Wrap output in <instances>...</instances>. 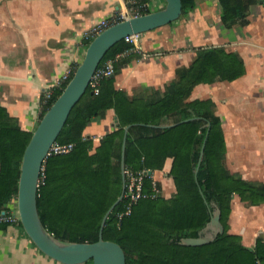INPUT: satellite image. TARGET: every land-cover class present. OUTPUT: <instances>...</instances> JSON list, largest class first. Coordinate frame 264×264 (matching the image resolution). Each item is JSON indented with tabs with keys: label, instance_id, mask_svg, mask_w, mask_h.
<instances>
[{
	"label": "trees",
	"instance_id": "16d2710c",
	"mask_svg": "<svg viewBox=\"0 0 264 264\" xmlns=\"http://www.w3.org/2000/svg\"><path fill=\"white\" fill-rule=\"evenodd\" d=\"M181 2L183 18L194 11L196 2ZM259 3L264 0H218L222 25L227 29L246 26L250 7ZM132 47L120 41L101 63ZM131 58L116 63L114 75ZM74 72L62 90L55 91L41 118ZM244 74L238 54L223 47H206L196 50L188 67L177 69L162 92L142 90L140 97L130 98L115 88L113 77L101 81L97 94L88 87L56 141L72 145V149L49 155L40 176L36 202L47 232L62 242L98 241L101 221L122 193V140L129 126L124 156L126 189L129 173L145 172L141 180L145 197L130 206L129 214V198L124 197L108 216L102 233L103 240L123 249L126 264H264V236L259 234L254 247L248 248L240 235L230 232L229 224L234 199L247 207L264 204V182L248 181L227 170L224 133L214 103L189 99L199 84L233 82ZM108 110L114 111L115 127L95 146L84 130ZM171 125L176 126L153 128ZM31 136L32 132L21 130L17 119L0 105V214L17 195L21 160ZM168 159L172 163L165 176L172 179L175 193L166 198L153 173L163 171ZM216 208L224 232L202 246L181 245L182 239L209 236L204 228ZM9 225L0 223V232ZM17 225L21 228L20 222Z\"/></svg>",
	"mask_w": 264,
	"mask_h": 264
},
{
	"label": "crops",
	"instance_id": "0c3cea01",
	"mask_svg": "<svg viewBox=\"0 0 264 264\" xmlns=\"http://www.w3.org/2000/svg\"><path fill=\"white\" fill-rule=\"evenodd\" d=\"M132 1L0 0V105L17 119L21 130H35L43 112L44 91L81 63L87 47L85 34L102 19L127 17ZM195 2L194 11L177 26L175 22L141 34L130 50L115 55L117 65L133 58L113 76L114 86L130 98L140 97L142 90L162 92L177 69L191 64L197 49L223 47L238 54L245 66L242 77L199 84L189 99L214 103L224 133L227 170L248 181L264 182V4L250 7L246 26L227 29L220 21L218 0ZM164 6V0H149L148 11ZM114 127V111L108 110L87 126L84 135L97 146ZM171 163L166 161L165 173ZM159 173L153 176L169 198L175 193L173 181ZM235 202L230 232L253 248L256 237L264 236V204L247 207ZM0 264L60 263L42 254L14 224L0 232Z\"/></svg>",
	"mask_w": 264,
	"mask_h": 264
},
{
	"label": "water",
	"instance_id": "95a60500",
	"mask_svg": "<svg viewBox=\"0 0 264 264\" xmlns=\"http://www.w3.org/2000/svg\"><path fill=\"white\" fill-rule=\"evenodd\" d=\"M164 1L165 6L163 9L113 24L89 42L83 60L75 69L71 80L39 120L25 148L21 160L16 195L19 222L23 232L33 245L42 254L60 264H85L88 261H92V264H126L123 249L114 242L103 240L102 233L108 216L124 198L126 192L124 156L129 126L125 128L122 140V193L104 215L100 224L97 242L68 243L59 241L49 234L39 218L36 202L37 191L40 176L44 170L46 159L50 155L51 147L56 143L72 109L88 89L90 80L106 53L126 37L141 35L179 20L182 14L181 0ZM173 126L176 125L155 126L153 128L163 129ZM206 140H204L201 147L195 170V179L203 157ZM148 175H152V172L148 171ZM204 231L209 232V236L182 239L180 244L191 247L202 246L214 241L218 235L222 234L224 228L220 223V210L218 208L214 210Z\"/></svg>",
	"mask_w": 264,
	"mask_h": 264
},
{
	"label": "built area",
	"instance_id": "2783aa9c",
	"mask_svg": "<svg viewBox=\"0 0 264 264\" xmlns=\"http://www.w3.org/2000/svg\"><path fill=\"white\" fill-rule=\"evenodd\" d=\"M148 2L149 0H133L131 2L127 17L122 16V17H116V18H110V19H102L95 26H93L92 29L88 33L85 34L84 36L85 40L89 43L94 37H96L103 30L107 29L113 24H116L120 21H123L131 17H138V16L145 15V13L148 11ZM139 36L140 35L129 36V37H126L124 41L129 44L136 45L139 39ZM115 62H116V57L109 58L103 61L102 63H100L98 68L95 70L90 80V83H89V87L95 94L98 93V87L101 81L114 76ZM76 67L77 66H75L73 70H67L61 76L58 82L54 84L52 88L50 89L48 88L47 90L44 91L40 99V105L43 109L45 107H48L50 103L54 100L55 91L62 90L63 85H65V83L70 79ZM71 149H72V145H59L55 143L51 147L50 155L51 154H66ZM144 174L145 172L138 173L137 175H133L131 173L128 174L129 185L127 186V189L124 195V197L129 198V206H128L126 214H129L130 206L132 204H134L141 197H145V196H142L141 194V180ZM18 222H19V217H18L17 208H16V197H14L11 200L7 209L0 214V223H10L14 225V224H17Z\"/></svg>",
	"mask_w": 264,
	"mask_h": 264
},
{
	"label": "rangeland",
	"instance_id": "374dc122",
	"mask_svg": "<svg viewBox=\"0 0 264 264\" xmlns=\"http://www.w3.org/2000/svg\"><path fill=\"white\" fill-rule=\"evenodd\" d=\"M182 20V18H179V20H177L176 21V24H175V26H177L178 25V23L180 22ZM175 23V22H174ZM160 175H161V178L162 179H166V176H165V172L164 171H161L160 173H159ZM235 203H237V205H239V201L237 200V199H235ZM234 202V201H233ZM258 220V219H257ZM257 220H255V222L253 221L252 222V225H253V223H256L257 222ZM250 229L252 230V229H254V226H252L251 228H249V231H247L246 233H245V238H247L248 237V233L250 232Z\"/></svg>",
	"mask_w": 264,
	"mask_h": 264
},
{
	"label": "bare ground",
	"instance_id": "6f19581e",
	"mask_svg": "<svg viewBox=\"0 0 264 264\" xmlns=\"http://www.w3.org/2000/svg\"><path fill=\"white\" fill-rule=\"evenodd\" d=\"M142 199H144V198H142ZM132 207V206H131Z\"/></svg>",
	"mask_w": 264,
	"mask_h": 264
}]
</instances>
